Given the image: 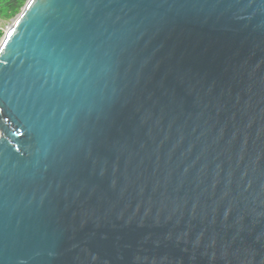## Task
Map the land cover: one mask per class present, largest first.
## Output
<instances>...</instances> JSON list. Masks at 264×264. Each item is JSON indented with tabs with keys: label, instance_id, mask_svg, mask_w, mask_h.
<instances>
[{
	"label": "water",
	"instance_id": "obj_1",
	"mask_svg": "<svg viewBox=\"0 0 264 264\" xmlns=\"http://www.w3.org/2000/svg\"><path fill=\"white\" fill-rule=\"evenodd\" d=\"M0 49V264H264V0H27Z\"/></svg>",
	"mask_w": 264,
	"mask_h": 264
},
{
	"label": "trees",
	"instance_id": "obj_2",
	"mask_svg": "<svg viewBox=\"0 0 264 264\" xmlns=\"http://www.w3.org/2000/svg\"><path fill=\"white\" fill-rule=\"evenodd\" d=\"M27 0H0V18L14 20L22 11ZM0 30V40L2 38Z\"/></svg>",
	"mask_w": 264,
	"mask_h": 264
},
{
	"label": "rangeland",
	"instance_id": "obj_3",
	"mask_svg": "<svg viewBox=\"0 0 264 264\" xmlns=\"http://www.w3.org/2000/svg\"><path fill=\"white\" fill-rule=\"evenodd\" d=\"M16 19V18H15ZM14 19V20H15ZM14 20H5L3 18H0V30L2 31V37L4 36L7 28L13 23ZM2 39V38H1ZM1 41V40H0Z\"/></svg>",
	"mask_w": 264,
	"mask_h": 264
},
{
	"label": "snow or ice",
	"instance_id": "obj_4",
	"mask_svg": "<svg viewBox=\"0 0 264 264\" xmlns=\"http://www.w3.org/2000/svg\"><path fill=\"white\" fill-rule=\"evenodd\" d=\"M9 35H12V33H9ZM0 50H2V49H0ZM0 63H3V61H0ZM3 115V108H0V116H2Z\"/></svg>",
	"mask_w": 264,
	"mask_h": 264
},
{
	"label": "built area",
	"instance_id": "obj_5",
	"mask_svg": "<svg viewBox=\"0 0 264 264\" xmlns=\"http://www.w3.org/2000/svg\"><path fill=\"white\" fill-rule=\"evenodd\" d=\"M8 29V28H7Z\"/></svg>",
	"mask_w": 264,
	"mask_h": 264
}]
</instances>
